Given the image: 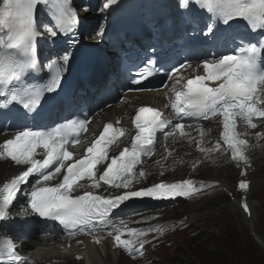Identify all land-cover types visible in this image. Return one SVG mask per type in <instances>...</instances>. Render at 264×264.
Returning <instances> with one entry per match:
<instances>
[{
  "label": "snow or ice",
  "instance_id": "snow-or-ice-1",
  "mask_svg": "<svg viewBox=\"0 0 264 264\" xmlns=\"http://www.w3.org/2000/svg\"><path fill=\"white\" fill-rule=\"evenodd\" d=\"M116 3L117 0H106L103 9ZM44 4L51 5L50 26L45 28L51 37L75 32L79 20L70 0H3L0 6V98H3L0 106L7 108L16 104L26 110V114L40 106L45 94L59 90L63 71L70 60L67 53L47 65H42L37 58L36 42L44 33L37 24L36 12ZM180 5L185 10L195 7L209 14V23L201 33L209 39L219 38L217 20L230 27L233 20L242 19L251 31H264V0H180ZM97 34L103 35V31ZM236 38L240 43L231 50L232 54L214 56L211 60L205 58L195 66L186 60L168 73L172 81L169 96L172 115L167 116L150 106L139 107L133 119L136 131L130 147L120 150L117 138L124 137L126 130L117 129L109 122L85 147L83 154L77 155L76 146L82 144L80 133L86 132L91 122L87 117H73L51 127L29 126L16 131L12 138L0 144V159L10 160L24 170L0 186V222L11 218L10 208L17 194L22 193L28 197L32 213L59 222L70 236L93 235L104 231V226H110L108 235L115 233L113 239L117 247L133 258L142 257L145 245L151 241L140 238L153 231L162 234L166 229L162 226L128 228L123 220L116 225L111 212L134 198H192L210 187L202 182L195 187L196 182L191 179L161 182L142 189L133 187V180L147 175L143 169L137 171V166L142 163V157L153 155L158 132L167 140L177 132L180 136L188 135L183 131L185 118L216 120L222 126L220 139L214 148H206L201 131L198 150L205 154L220 151L222 141L226 150H231L234 161L249 163L248 141L241 138L244 134L238 131V125L243 123L254 129L257 118L264 122V38ZM155 65V60H148L138 75L141 78L153 75ZM45 71L55 74L50 75L46 83L37 82V74ZM257 135L264 136V133ZM110 147L112 152L118 151V155H109ZM40 156L43 158H38ZM98 166H102V170ZM30 178H34V182L28 191L22 192V186L28 185ZM103 185L124 191L115 196H102L88 190ZM248 187L245 181L239 183L240 189ZM243 208L249 211L247 203ZM124 229L131 239L122 238ZM94 241L100 243L101 237L95 235ZM5 250L14 264L19 257L11 240L6 242Z\"/></svg>",
  "mask_w": 264,
  "mask_h": 264
},
{
  "label": "bare ground",
  "instance_id": "bare-ground-1",
  "mask_svg": "<svg viewBox=\"0 0 264 264\" xmlns=\"http://www.w3.org/2000/svg\"><path fill=\"white\" fill-rule=\"evenodd\" d=\"M70 5L72 9H75L74 4L70 2ZM88 13H86L87 15ZM45 15L41 11V6L38 7L36 12V18H41ZM79 20V18H78ZM41 31L44 33L41 36L42 40H45L47 42L48 35L47 31H45V28L41 29ZM80 34H83L80 32ZM51 37V36H50ZM53 41H57V38H53ZM84 39L86 37L84 36ZM101 38L97 39L100 40ZM60 44H64L63 42H60ZM68 49V48H67ZM167 94L166 93H141V94H131L127 96L126 99L122 100L114 109H112V115L108 117V119L111 118V120H122L123 125L128 124V114H132L133 109L135 105L142 104V103H152L156 106H161L162 102L167 103ZM109 111V110H107ZM104 111L101 113L100 117L102 115H106L108 112ZM258 135L255 134L252 136L249 141L251 142V149L255 151V154L259 160H255V165H251L249 168H247V173L244 176H240V168L237 165L230 164L229 157L226 156L224 153L221 152H212L211 154H205L201 153L198 150L197 145H195L193 142H184L182 140L178 141V143H175L173 151L168 150L165 157L161 158L157 162L149 165L146 169L151 174L153 171H155V175H152L148 177V179L152 180L151 182L159 180L160 176L162 175L163 171H169V167L171 165H174L176 167H179V170L176 171L174 174L171 175L169 178H175V179H182L183 177H198L199 181L203 182L204 185H209L210 187L207 190V187L204 189V191L197 193L192 198H178L180 201L179 203H188L186 209L189 212L197 213L198 211L201 213L202 209L205 207H209L210 204H216V205H224V201H226V194H232L234 196L233 201L230 202L229 205H224L221 209L222 211L228 212L233 219L237 220V222L240 221V218L243 220V222L247 225L249 230L251 232L256 231V217L254 215L253 205L250 203L251 198V184H253L249 179L251 178V175L254 174L253 177H255V173H257L258 168V161H263L264 158V138H260ZM182 141V142H181ZM255 146H258L255 148ZM206 148H214V146L211 144V142L206 143ZM171 152V155L168 153ZM214 161V162H213ZM205 163V164H204ZM189 164H192L191 168L189 167ZM199 164H203V168L205 169L206 175L199 174V170H194V166H198ZM258 164V165H257ZM220 165H223L220 167ZM198 168V167H197ZM256 168V169H254ZM167 169V170H166ZM207 169H209L207 171ZM254 169V170H253ZM220 171L217 174H214L213 171ZM20 170L16 167L10 166L9 162L2 161L0 159V183L7 179L11 175H15ZM255 172V173H254ZM159 173V174H157ZM210 173V176H209ZM236 173L237 181L235 185H232L231 178ZM208 174V176H207ZM208 177V179H206ZM174 180V179H172ZM240 180H244L248 183L249 187L248 189H240L238 182ZM261 182L257 181L256 184H260ZM257 189V188H256ZM198 201L199 199H201ZM204 198V199H203ZM207 198L212 199V201L206 202L205 200ZM214 199V200H213ZM196 201V202H195ZM198 201V202H197ZM247 203L249 207V211L246 212L243 208V204ZM198 204V205H197ZM230 208V210H229ZM255 208V207H254ZM256 209V208H255ZM203 215V213H202ZM242 217H241V216ZM157 226H160V223L154 224L152 227L155 229ZM124 233L126 230H123ZM151 233V234H150ZM146 236H144L142 239L148 240L151 236H153L155 233H158L156 231L150 232ZM255 235V234H254ZM101 237V244L100 247L95 245L94 239H86L82 246L84 247L83 250L81 248H77L74 245H67L65 242L58 241L60 243V246L55 250L51 248V245L47 244L46 242L39 241V238L37 239L36 245L38 246V249L33 252L32 257L35 259V264H85L84 259L83 261H79V258L77 259V256L80 254H88L85 259H88V262L86 264H123L125 262L131 261L129 258H127L123 254H117L115 252L114 248H111L110 241L105 236ZM125 237V235L122 236V238ZM124 239V238H123ZM257 240V239H256ZM258 242L264 247V242L258 240ZM46 247V248H45ZM114 251V252H113ZM114 253V254H113ZM112 254L114 255L112 257Z\"/></svg>",
  "mask_w": 264,
  "mask_h": 264
},
{
  "label": "rangeland",
  "instance_id": "rangeland-1",
  "mask_svg": "<svg viewBox=\"0 0 264 264\" xmlns=\"http://www.w3.org/2000/svg\"><path fill=\"white\" fill-rule=\"evenodd\" d=\"M255 160H259L257 156H255ZM258 162V171L254 172L255 177L253 174L249 179L253 184L255 183L253 186L251 184L252 196L249 200L251 205L256 208L253 207L256 231L251 232L241 218L237 222L228 212H221L224 205L227 206L233 201L232 194L225 195L224 205L210 204L209 207L202 209L201 213L199 211L197 213L189 212L186 209L188 203L181 202L179 206L170 207L160 212L163 215L161 219L165 220V228H169V230L162 234L158 233L157 247L152 248L141 263L128 260L123 264H178L187 261L190 258L188 250L192 246V232L195 230L204 235L207 246L219 250L225 256L227 264H264V247L258 242V240L264 242V158L261 163ZM204 172V168L199 169V174L206 175L207 172ZM213 172L217 174L220 171ZM237 179L235 173L231 178L233 186ZM257 181L261 183L256 184ZM200 200L202 198L198 201ZM205 201L209 202L212 199L207 198ZM183 219H188L193 230H180L181 223L178 221Z\"/></svg>",
  "mask_w": 264,
  "mask_h": 264
},
{
  "label": "trees",
  "instance_id": "trees-1",
  "mask_svg": "<svg viewBox=\"0 0 264 264\" xmlns=\"http://www.w3.org/2000/svg\"><path fill=\"white\" fill-rule=\"evenodd\" d=\"M203 234L193 236L190 249L188 250L189 260L178 264H227L225 256L217 249L207 246Z\"/></svg>",
  "mask_w": 264,
  "mask_h": 264
}]
</instances>
